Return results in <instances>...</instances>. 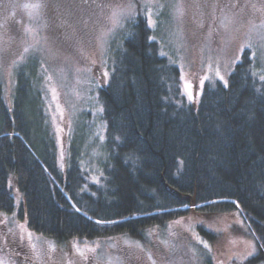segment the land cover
Returning a JSON list of instances; mask_svg holds the SVG:
<instances>
[{
  "label": "trees",
  "instance_id": "1",
  "mask_svg": "<svg viewBox=\"0 0 264 264\" xmlns=\"http://www.w3.org/2000/svg\"><path fill=\"white\" fill-rule=\"evenodd\" d=\"M153 34L143 16L122 28L99 91L104 136L88 112L63 160L34 60L20 67L11 105L0 82V213L61 244L144 240L199 205L207 215L240 210L259 252L230 264H264V73L245 50L227 86H207L195 110Z\"/></svg>",
  "mask_w": 264,
  "mask_h": 264
},
{
  "label": "rangeland",
  "instance_id": "2",
  "mask_svg": "<svg viewBox=\"0 0 264 264\" xmlns=\"http://www.w3.org/2000/svg\"><path fill=\"white\" fill-rule=\"evenodd\" d=\"M37 3L41 5L38 9L24 7ZM160 6L168 7L161 9L166 11L164 17L158 12ZM113 11L120 13L115 25L109 20ZM139 16L155 21L150 26L153 38L160 41L164 56L181 68L183 93L195 110L207 86L228 83L245 50L255 52L254 69L264 73V7L249 8L248 17L240 18L236 13L218 16L216 7L190 1L187 5L183 0H0V82L6 100L12 104L20 67L34 60L31 68L38 71L43 84L62 160L68 156L75 130L85 125L88 112L95 115L97 132L104 136L99 91L110 80L112 50L120 31ZM241 46H245L243 51ZM217 69L224 80L216 76ZM186 82L191 84L192 99ZM86 130L91 141L95 129L88 126ZM11 188L21 204L14 183ZM196 210L165 228L150 230L144 240L120 235L61 244L31 230L17 212L0 213L5 239L0 260L4 264H230L246 260L250 244L256 247L253 255L259 252L257 235L240 210L211 215ZM203 231L215 238L210 240ZM17 247L29 253L24 255L30 261L21 260L23 254Z\"/></svg>",
  "mask_w": 264,
  "mask_h": 264
},
{
  "label": "flooded vegetation",
  "instance_id": "3",
  "mask_svg": "<svg viewBox=\"0 0 264 264\" xmlns=\"http://www.w3.org/2000/svg\"><path fill=\"white\" fill-rule=\"evenodd\" d=\"M163 3H168L170 2L169 0H161ZM178 1V0H173ZM187 5H189V1L192 4H200V5H204V6H208L209 8H214L216 7V9L218 10V16H223L226 15L228 13H233V14H238L240 16V18H245L248 17V10L249 8L253 9L254 7H264V0H183ZM172 4V3H171ZM163 5V4H162ZM224 8L229 9L230 11H226L223 10ZM240 8H242V14L240 13ZM235 9H238V13L234 12ZM225 13V14H223ZM5 239L2 236L1 233V229H0V245H2L4 243ZM23 255H21V260L22 261H30L29 258H27L24 254L28 255L29 253L24 250L21 249L19 247H17ZM9 250H6L5 252H8Z\"/></svg>",
  "mask_w": 264,
  "mask_h": 264
},
{
  "label": "snow or ice",
  "instance_id": "4",
  "mask_svg": "<svg viewBox=\"0 0 264 264\" xmlns=\"http://www.w3.org/2000/svg\"><path fill=\"white\" fill-rule=\"evenodd\" d=\"M41 5L40 4H25L24 7L25 8H32V9H38ZM177 11H180V9L178 8ZM182 14V13H181ZM119 15L120 13L113 11V13L111 14V16L109 17V20L111 23H113L114 25L118 23L119 21ZM149 26H154L155 21H153L150 17L148 20ZM245 46H241V51L244 50ZM247 47H251V45H247ZM28 49H25V51H27ZM162 55H164V53H161ZM253 57H255V52L252 53ZM237 59H239V57H237ZM236 61L234 60L233 63H235ZM216 76L219 77L220 80H224V77L220 75L219 70H216ZM105 77H107L108 73L105 72L104 73ZM183 79V77H181ZM261 80H264V76L260 77ZM205 80L209 79V77L205 76L204 77ZM203 84V80L201 81V85ZM225 86H227V81H225ZM186 89H188V95H189V99H192V95H191V84L187 83L185 84ZM101 111H103V109H101ZM179 223V222H177ZM29 236H31V233H29ZM198 238V237H197ZM201 243H204L205 247H208L207 243L204 241H200ZM50 247L55 250V245L51 244ZM74 247H76V251L81 255V256H85V253L78 247V245L74 244ZM250 250L246 253V255L244 256V259H247L249 256H252L255 251H256V247L254 244H250L249 245ZM89 251H94V249H88ZM86 258V256H85ZM0 264H4V262L2 260H0Z\"/></svg>",
  "mask_w": 264,
  "mask_h": 264
}]
</instances>
